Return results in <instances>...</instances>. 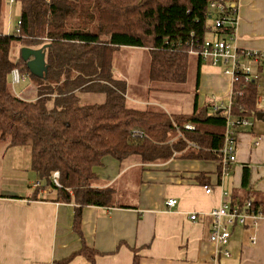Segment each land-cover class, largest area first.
<instances>
[{"label": "trees", "instance_id": "trees-1", "mask_svg": "<svg viewBox=\"0 0 264 264\" xmlns=\"http://www.w3.org/2000/svg\"><path fill=\"white\" fill-rule=\"evenodd\" d=\"M14 2L19 4L15 30L0 29V145L28 149L30 167L39 179L32 197L51 188L56 202L74 203L75 232L80 234L82 207L115 201L113 187L94 186L93 167L101 165L106 155L122 163L129 157L152 163L179 156L217 160L220 166L227 114L221 107L214 109L215 103L197 105L198 71L193 109L183 113L131 105L126 80L113 70L114 53L121 47L145 48L150 82L185 83L194 56L189 49L213 35L209 0ZM14 45L43 48L41 76L30 71L21 54L12 56ZM14 69L30 80L34 96L12 91ZM234 87L239 93L231 97L230 117L256 118L261 111L256 101L258 81H239ZM98 97L99 101L89 100ZM186 124L193 129H185ZM55 171L58 185L51 179ZM248 178L249 170L243 168L242 187ZM259 204L253 202L256 208ZM82 252L92 260V251ZM137 261L134 258L133 264Z\"/></svg>", "mask_w": 264, "mask_h": 264}, {"label": "crops", "instance_id": "crops-1", "mask_svg": "<svg viewBox=\"0 0 264 264\" xmlns=\"http://www.w3.org/2000/svg\"><path fill=\"white\" fill-rule=\"evenodd\" d=\"M230 2L237 6L232 42L239 48L264 51V0ZM3 6H8L7 1L1 17ZM192 57V69L195 75L199 72L197 105L226 104L230 76L220 66L203 62L198 66V59ZM261 79L258 84L264 90V68ZM161 100L159 96L149 101L164 107ZM252 127L237 130L236 161L225 175L217 160L175 156L140 163L129 157L122 163L104 156L101 165L93 167L94 186L113 187L115 201L109 206L82 207L80 234L73 228L74 203L56 202L51 188L40 189L32 197L39 179L30 167L28 149L6 148L12 166L0 181V264H61L64 260L63 264H133L134 258L137 264H264V217L253 228L227 225L230 238L224 248L229 256L221 254L214 260L217 247L209 240L211 209L223 201L233 206L246 199L264 203V135L255 138ZM243 168L249 170L245 188ZM168 197L177 199L176 206L164 205ZM192 214L196 219L190 218ZM82 249L93 252L92 260Z\"/></svg>", "mask_w": 264, "mask_h": 264}, {"label": "built area", "instance_id": "built-area-1", "mask_svg": "<svg viewBox=\"0 0 264 264\" xmlns=\"http://www.w3.org/2000/svg\"><path fill=\"white\" fill-rule=\"evenodd\" d=\"M14 0H9L13 3ZM209 19L213 38H204L195 47L189 49V53L198 57L201 62L211 66H220L222 72L231 78L232 87L228 96V102L214 106V109L223 108L226 111V128L224 132L223 145L221 152V174L228 173L230 165L236 161L237 152V130L244 126L252 125L250 118L233 119L230 117L231 97L239 93L235 89V83L241 81V84L249 81H258L261 79V72L264 68V51L254 49H243L236 46L232 40L234 37V28L237 19V6L230 4V0H209ZM231 8V9H230ZM223 36L224 38H219ZM227 36V38H225ZM250 63L254 64L252 67ZM12 84H19L22 77L17 69L12 70ZM257 105L260 108L264 104V95L258 94ZM262 111V110H261ZM185 129L192 130L193 126L186 124ZM258 145V141L255 142ZM192 146H195L192 144ZM58 172L55 171L51 179L54 184L58 185ZM39 186V182L34 183V187ZM205 192L209 193L210 189L204 186ZM177 199L168 197L164 201V205L168 208L176 206ZM210 216L213 218L212 226L209 232V240L217 247L214 253V260L217 256L223 254L229 256L230 253L224 247L230 238V231L227 225L239 224L245 227H256L259 219L264 217V205L256 208L253 202L248 200L239 206L228 204L223 201L218 207L210 210ZM192 220L196 219V215L190 216ZM251 241H255V237H251Z\"/></svg>", "mask_w": 264, "mask_h": 264}, {"label": "rangeland", "instance_id": "rangeland-1", "mask_svg": "<svg viewBox=\"0 0 264 264\" xmlns=\"http://www.w3.org/2000/svg\"><path fill=\"white\" fill-rule=\"evenodd\" d=\"M5 1H7L8 6H3V17L1 20L3 24L2 29L6 33H12L15 30L19 18V4L16 2L10 3L9 0ZM7 9H9V13L5 12ZM220 38H223V36ZM21 48H23L21 45H14L12 48V56L18 57V55L21 54ZM149 62V52L145 48L121 47L114 53L113 70L115 74L121 73V79L126 80L125 90L129 103L137 107L147 105L150 109L154 110L162 109L169 112H191L195 97V69L193 70L191 66L193 57H191L190 60L187 79L183 84H161L150 82L148 79ZM10 86L18 95H27L31 97L35 94L30 80L27 79L19 84H12L10 81ZM259 94L264 95V90L260 85ZM159 96L163 98L161 101L164 104V107H162L161 104V106H159L158 104L149 101L150 99L157 100ZM89 100L95 102L99 101L100 98L98 97L97 100ZM263 106L264 104L262 103L260 109ZM251 123L253 124L252 129L255 138H260L264 135L263 121L252 118ZM4 147L5 145H0V181L2 176L8 177L5 171L9 166H12L10 163V154H4V151L6 150ZM20 147L21 148L18 149H23L22 151H25L26 147ZM15 162L18 163L20 161L16 159Z\"/></svg>", "mask_w": 264, "mask_h": 264}, {"label": "water", "instance_id": "water-1", "mask_svg": "<svg viewBox=\"0 0 264 264\" xmlns=\"http://www.w3.org/2000/svg\"><path fill=\"white\" fill-rule=\"evenodd\" d=\"M21 56L27 61V66L30 71L38 76H41L45 70V56L43 48L33 49L30 47L21 48ZM256 119L264 121V111L256 113Z\"/></svg>", "mask_w": 264, "mask_h": 264}, {"label": "bare ground", "instance_id": "bare-ground-1", "mask_svg": "<svg viewBox=\"0 0 264 264\" xmlns=\"http://www.w3.org/2000/svg\"><path fill=\"white\" fill-rule=\"evenodd\" d=\"M17 22H18V21H17ZM219 38H220V37H219ZM223 38H224V37H223ZM38 49H39V48H38ZM20 75H21V74H20ZM21 77H22L24 80H25V78H26V77H24V76H22V75H21Z\"/></svg>", "mask_w": 264, "mask_h": 264}]
</instances>
